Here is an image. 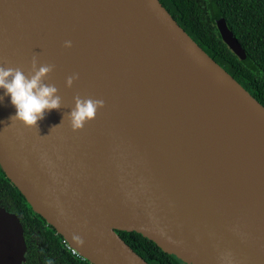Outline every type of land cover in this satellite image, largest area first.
<instances>
[{"label":"water","instance_id":"1","mask_svg":"<svg viewBox=\"0 0 264 264\" xmlns=\"http://www.w3.org/2000/svg\"><path fill=\"white\" fill-rule=\"evenodd\" d=\"M45 65L60 106L36 125L0 88V166L85 259L151 264L136 232L182 264H264V105L160 0H0V66ZM77 97L104 104L74 129ZM23 232L0 206V264L25 261Z\"/></svg>","mask_w":264,"mask_h":264},{"label":"trees","instance_id":"2","mask_svg":"<svg viewBox=\"0 0 264 264\" xmlns=\"http://www.w3.org/2000/svg\"><path fill=\"white\" fill-rule=\"evenodd\" d=\"M179 24L237 81L264 105V0H160ZM226 19L246 51L239 57L223 41L216 20ZM0 205L17 213L26 234L25 264H91L62 248L55 229L36 213L0 166ZM24 231V228H23ZM24 233V232H23ZM122 238L151 264H182L174 255L136 232H120ZM26 243V242H25Z\"/></svg>","mask_w":264,"mask_h":264},{"label":"clouds","instance_id":"3","mask_svg":"<svg viewBox=\"0 0 264 264\" xmlns=\"http://www.w3.org/2000/svg\"><path fill=\"white\" fill-rule=\"evenodd\" d=\"M65 46L70 47L71 41H65ZM51 71L50 65L40 67L30 79L27 78L19 68L9 67L5 69L0 66V88L5 90L6 95H10L11 103L16 108L15 118L23 121L27 126H34L37 121L44 118L45 110L57 109L60 106V97L54 96L57 91L53 85H44L41 78ZM8 77H11L9 80ZM75 76L67 79V85L71 86ZM104 101L88 98L85 100L76 98V107L72 111V127L79 129L83 127L86 120L95 117L98 108L103 107ZM83 243L80 237H74ZM52 264V261H48Z\"/></svg>","mask_w":264,"mask_h":264},{"label":"flooded vegetation","instance_id":"4","mask_svg":"<svg viewBox=\"0 0 264 264\" xmlns=\"http://www.w3.org/2000/svg\"><path fill=\"white\" fill-rule=\"evenodd\" d=\"M1 207H4L6 210H8L5 206H3V205H0ZM9 212H12V213H15L16 215H17V213L16 212H14V211H10V210H8ZM21 224H22V227L24 228V239H25V242H26V245L27 246H30V243H32V241H34V238H30V235H27L26 234V230H25V227H24V224H23V222H21ZM44 228H46V230H49L50 228H51V226L52 225H50L47 221H45L44 222V224L42 225ZM52 228H54L53 226H52ZM55 229V228H54ZM54 236H57V237H59L60 238V244H61V246H62V248L63 249H65V250H67V248H66V245H65V242H64V238H63V236L61 235V234H59L56 230H55V232H54ZM74 256V255H73ZM75 257V256H74ZM76 259H78V260H80L78 257H75ZM80 261H84V262H86V261H88L87 259H85V260H80ZM25 262V261H24ZM22 263V264H25V263ZM26 264H29V263H26ZM92 264V263H91Z\"/></svg>","mask_w":264,"mask_h":264},{"label":"built area","instance_id":"5","mask_svg":"<svg viewBox=\"0 0 264 264\" xmlns=\"http://www.w3.org/2000/svg\"><path fill=\"white\" fill-rule=\"evenodd\" d=\"M67 251H69L75 257H78L80 260H85V258L77 251L76 248L72 247L65 239H64Z\"/></svg>","mask_w":264,"mask_h":264},{"label":"bare ground","instance_id":"6","mask_svg":"<svg viewBox=\"0 0 264 264\" xmlns=\"http://www.w3.org/2000/svg\"><path fill=\"white\" fill-rule=\"evenodd\" d=\"M250 126H255V127H256V126H258V124L252 123V124H250ZM261 129L264 131L263 128H261ZM256 145H257L258 147H260L262 151H264V142H262L261 140H258V141L256 142Z\"/></svg>","mask_w":264,"mask_h":264}]
</instances>
